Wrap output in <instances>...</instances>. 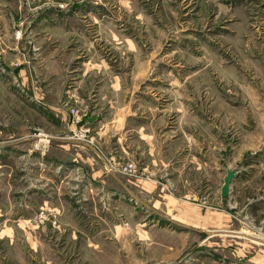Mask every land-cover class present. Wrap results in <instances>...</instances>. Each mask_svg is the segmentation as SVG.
<instances>
[{"label":"rangeland","instance_id":"374dc122","mask_svg":"<svg viewBox=\"0 0 264 264\" xmlns=\"http://www.w3.org/2000/svg\"><path fill=\"white\" fill-rule=\"evenodd\" d=\"M83 65L95 67L86 73L95 86L115 76L122 86L136 87L132 97L140 94L167 113L174 111L176 96L191 97V107L196 102V111L204 113V119L198 117L209 128L220 122L227 131L228 162L234 165L229 169L239 175L230 207L236 201L237 207L259 203L264 209V202L255 199L264 188V0H0V148L13 147L36 174L49 170L44 158L58 143L53 140L58 135L47 130L43 100L48 93L58 95L59 83L64 89L72 81L70 69ZM100 65L109 71L94 72ZM50 80L54 88L48 91ZM17 102L21 108L15 110ZM59 103L71 124L62 136L70 138L82 127L91 142L77 141L95 145L82 109L68 99ZM28 107H35V114ZM41 131L53 135L44 151L34 148ZM242 133L257 136L241 153L232 152L240 148ZM97 148L108 170L130 173L119 168L129 161L140 168L135 159H118ZM144 217L147 231L139 232L132 217L124 219L120 232L109 234L113 242L106 238L99 253L46 240L39 227L36 241H27V232H16L15 247L0 249V264H235L233 246H202L193 240L195 231L186 233L151 212ZM47 221L58 224L57 213L43 206L30 220L38 225Z\"/></svg>","mask_w":264,"mask_h":264},{"label":"crops","instance_id":"0c3cea01","mask_svg":"<svg viewBox=\"0 0 264 264\" xmlns=\"http://www.w3.org/2000/svg\"><path fill=\"white\" fill-rule=\"evenodd\" d=\"M92 68L70 69V84L63 89L60 82L58 95L48 93L43 100L47 130L58 135L53 139L58 147L53 146L44 158L47 172L34 173L30 161L20 159L13 147L0 148L6 154L0 159V216L4 217L0 219V249L15 247L16 232H27V241H36L34 232L39 227V236L43 234L46 240L60 241L70 249L85 245L98 252L107 246L106 238L113 242L109 234L120 232L124 219L132 217L139 232L147 231L145 217L141 218L151 212L186 233H198L193 237L197 244L233 246L235 264H264V209L259 203L237 207L236 201L230 207L239 175L232 178L228 194L221 193L226 171L234 165L228 162L227 131L220 122L209 128L204 113L196 111V102L191 107L192 98L185 95L176 96L174 111L167 113L140 94L132 97L136 87L122 86L115 76L100 79L95 86L88 75ZM98 71L109 69L100 65L94 69ZM45 86L50 91L54 82ZM62 99L82 109L95 145L62 136L71 125L67 108L59 103ZM16 104L15 110L20 109ZM30 108L27 111L35 114L36 108L32 107L34 112ZM255 136L242 133L240 148L232 152L241 153ZM99 145L118 159L137 160L140 168L132 173L108 170ZM260 190L255 199L264 202V188ZM234 195L237 200L239 194ZM39 206L57 213L58 224L30 222ZM213 236H219L218 240Z\"/></svg>","mask_w":264,"mask_h":264},{"label":"built area","instance_id":"2783aa9c","mask_svg":"<svg viewBox=\"0 0 264 264\" xmlns=\"http://www.w3.org/2000/svg\"><path fill=\"white\" fill-rule=\"evenodd\" d=\"M35 137L36 138L34 141V148L39 149L41 151H44L45 149H47L51 140L53 139V135L45 131L38 132ZM70 138L76 141L85 140V141L91 142L92 136H90L84 128L79 127L78 129H75L70 133ZM108 165L113 166V161L110 160ZM119 168H121L122 170H125V172L132 173L133 171L136 170V165L134 162L129 161L125 163L123 166L119 165ZM41 214L42 216L45 215L44 212H41Z\"/></svg>","mask_w":264,"mask_h":264},{"label":"water","instance_id":"95a60500","mask_svg":"<svg viewBox=\"0 0 264 264\" xmlns=\"http://www.w3.org/2000/svg\"><path fill=\"white\" fill-rule=\"evenodd\" d=\"M235 169H227L226 175L224 176V182L221 187V193L222 195H227L228 194V189H229V184L232 180V178L235 176Z\"/></svg>","mask_w":264,"mask_h":264}]
</instances>
